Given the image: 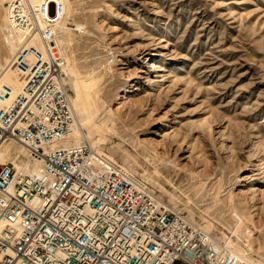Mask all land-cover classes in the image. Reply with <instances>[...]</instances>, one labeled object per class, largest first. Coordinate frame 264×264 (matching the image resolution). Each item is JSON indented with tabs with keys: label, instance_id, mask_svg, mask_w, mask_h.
Listing matches in <instances>:
<instances>
[{
	"label": "rangeland",
	"instance_id": "obj_1",
	"mask_svg": "<svg viewBox=\"0 0 264 264\" xmlns=\"http://www.w3.org/2000/svg\"><path fill=\"white\" fill-rule=\"evenodd\" d=\"M5 1L0 75L13 58ZM66 3L71 104L93 121L94 148L227 245L264 257V0Z\"/></svg>",
	"mask_w": 264,
	"mask_h": 264
},
{
	"label": "built area",
	"instance_id": "obj_2",
	"mask_svg": "<svg viewBox=\"0 0 264 264\" xmlns=\"http://www.w3.org/2000/svg\"><path fill=\"white\" fill-rule=\"evenodd\" d=\"M7 12L23 86L0 88V142L23 144L38 168L0 162V264H253L88 140L55 145L75 118L64 3L11 0Z\"/></svg>",
	"mask_w": 264,
	"mask_h": 264
},
{
	"label": "bare ground",
	"instance_id": "obj_3",
	"mask_svg": "<svg viewBox=\"0 0 264 264\" xmlns=\"http://www.w3.org/2000/svg\"><path fill=\"white\" fill-rule=\"evenodd\" d=\"M31 2H33V3H39V2H41L42 0H30ZM47 1V0H46ZM63 3H64V6H65V12H66V14H65V16H64V18H63V21L62 22H59V24H60V26H59V35H60V37H61V31L62 32H64L65 34H67L68 35V33L70 32V28H69V26H68V23H67V18L69 17L67 14H68V7H67V3H66V0H61ZM8 2H10V0H6L5 1V4H8ZM8 6V5H7ZM6 9H7V11H8V7H5ZM69 12H70V10H69ZM6 19V18H5ZM58 24V25H59ZM78 26H80V25H78ZM10 29V24H9V17H8V12H7V19H6V22H5V25L3 26V34L5 35V39L8 41L7 42V44H8V46H9V48H10V54H12V57H14L15 56V54H16V52H17V50H18V48H19V45H20V41H21V39H20V36H18V37H16L14 34H12L11 33V31L9 30ZM64 35V34H63ZM60 37H59V42L61 43V41H60ZM64 37V36H63ZM66 37V36H65ZM32 43H34L36 46H38V47H40V48H42V46H41V43H40V41H38L36 38H34L33 40H32ZM62 48H63V46H62ZM64 49V48H63ZM64 51V50H63ZM64 54H65V51H64ZM65 57H66V59H67V70H68V73H69V65H68V57H67V55L65 54ZM8 61V64H7V66L6 67H4V69H3V72H2V74L0 75V88H1V86L3 85V80L5 81L6 79H5V77L7 76V75H12V77H14V81L15 82H10V84L13 86H10V85H8V84H6V85H8V86H10L11 88H12V94L14 95V94H16V93H18L19 91H20V89L22 88V86H23V81H22V79L19 77V75L17 74V72L13 69V68H10L8 65H9V63H10V61H11V59H8L7 60ZM71 73V72H70ZM72 74V73H71ZM73 75V74H72ZM75 76V75H74ZM74 81V80H73ZM76 82V81H75ZM80 84V83H79ZM78 84V85H79ZM83 84V83H82ZM74 86H76V85H74ZM84 87V85L82 86L81 84L79 85V89L80 88H82V89H85V88H83ZM78 89V90H79ZM78 92V94H79V92H80V90L79 91H77ZM86 92V91H85ZM84 93V92H83ZM71 100H72V98H71ZM78 102V101H77ZM77 102L74 104L73 103V106H74V113H75V118H74V122H73V124H72V129H71V134L67 137V138H65L64 140H62V141H60V142H57V143H55V145H61V144H63V145H65V146H67V145H71V144H79V143H81L82 141H84V140H88L89 142H91V139H90V136H91V134L90 135H88V134H86L85 133V131H84V125H86V123L87 122H85L83 119H81L78 115H77V112H76V109H77V107H75V106H78L77 105ZM86 105V104H85ZM76 108V109H75ZM78 110V109H77ZM80 115V114H79ZM86 120H91L90 118L89 119H86ZM89 122H93L92 120L91 121H89ZM88 122V123H89ZM103 122H105V121H103ZM87 123V124H88ZM91 125V124H90ZM95 126V125H94ZM93 125H92V127H94ZM96 126L98 127L99 126V124L97 125L96 124ZM101 126V125H100ZM96 128V127H95ZM98 129V128H97ZM103 139V138H102ZM91 144H92V142H91ZM93 145V144H92ZM23 149H25L26 150V148H25V146L23 145V144H21V143H18V142H16L15 140H13V139H11V138H4L1 142H0V162L2 163V162H7L9 159H11V160H13V156H18V153H24V155L27 157V158H29V156H28V153H27V151H24ZM98 152H100L101 153V151L100 150H97ZM103 154V153H102ZM13 157V158H12ZM17 158H19V157H17ZM30 159V158H29ZM28 159V160H29ZM20 160V161H19ZM30 160H32V159H30ZM13 162L14 163H16V165L21 169V170H23V171H25V172H28V173H34V172H36V170H37V168H38V162L37 161H34V160H32V161H25L26 163H29V162H31V163H29V165L27 166L28 168H26L25 166H22L21 164L24 162V161H22L21 159H17L16 161H14L13 160ZM118 165H120V166H122L126 171H128V172H130V174H132L133 176H136V174H134V173H132L126 166H123V165H121V164H119L118 162H116ZM30 167H33V169L32 170H30ZM126 167V168H125ZM137 177V176H136ZM145 183V182H144ZM235 218H236V221H237V224H238V227H239V229L241 228L242 229V227L244 228L245 226H246V219H245V217H242L241 215H239V214H236L235 215ZM236 224V225H237ZM240 229V230H241ZM238 230V229H237ZM241 232V231H240ZM247 233H249L250 234V231H248ZM245 243H246V241H245ZM247 244V243H246ZM229 245V244H228ZM230 247H232L231 245H229ZM247 246V245H246ZM234 249V250H233ZM232 250L233 251H235L237 254H239L240 256H242L244 259H246V260H248V261H250V262H252L253 264H264V257L262 256V255H260V254H258V257L257 258H254V257H252V255L249 253V252H247V251H245L246 249L245 248H243V247H241V246H234V248L232 247ZM252 252V251H251Z\"/></svg>",
	"mask_w": 264,
	"mask_h": 264
}]
</instances>
